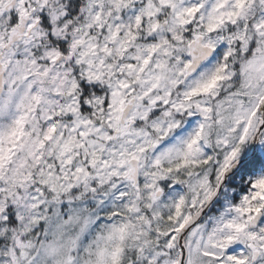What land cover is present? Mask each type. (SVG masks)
<instances>
[{"label": "snow or ice", "instance_id": "6c2138e0", "mask_svg": "<svg viewBox=\"0 0 264 264\" xmlns=\"http://www.w3.org/2000/svg\"><path fill=\"white\" fill-rule=\"evenodd\" d=\"M0 264H264V0H0Z\"/></svg>", "mask_w": 264, "mask_h": 264}]
</instances>
